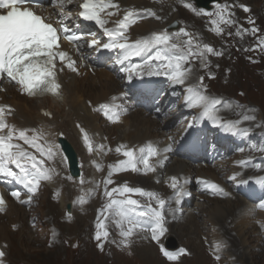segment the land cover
<instances>
[{"label":"snow or ice","instance_id":"6c2138e0","mask_svg":"<svg viewBox=\"0 0 264 264\" xmlns=\"http://www.w3.org/2000/svg\"><path fill=\"white\" fill-rule=\"evenodd\" d=\"M32 0H0V79L6 75L11 81L19 85L22 91L26 92L29 96H36L39 94H44L45 92L56 94L59 89V84L56 81L57 72V62L61 64L60 70H63V64L65 60H68L67 67L76 71L75 61L71 60L68 53L60 49L61 38L68 41L69 43L76 44L77 51L81 47L82 37L76 33L71 32L67 24L63 22V18L70 16V11L66 10V5H71L73 0H50V3L54 5L57 9V16L59 22L54 26V24L46 20L41 15L37 14L31 7ZM27 5V6H25ZM191 7V5H187ZM118 5L112 3V0H82L79 4L81 11L79 15L90 21H95L101 27L104 26V20L101 19V14L111 16L113 13L109 9L117 8ZM224 11H227L229 5L221 6ZM240 7L245 12H249L250 9L241 4ZM202 11V10H201ZM210 15L209 13H205ZM218 19L213 21L217 25L216 31L222 32L223 29L219 28V23L223 22L228 26H232L236 23L232 19L233 13L228 11L227 18L221 13L216 14ZM131 14L125 15L123 20L117 21L119 25V39L124 42H118L116 34L105 29L110 40L106 43H101L97 39H92L90 41H84L87 43L88 47H93L96 49H114L118 48L122 52L127 53L131 56H140L142 53H151L153 48L158 50L154 55H148L147 59L142 64H132L130 67H125L123 71L129 72L130 77L132 73H147L149 75L152 72L153 61L159 62L163 66L164 74L171 76L173 82L178 85H184L185 82L191 76L190 67H184L188 64L191 59L203 57L204 52L214 53L215 55H222L221 52H216L212 47L205 44L203 50L193 51L192 44L193 40L189 37L187 44L188 50L185 52L184 49L178 43H170L171 35L167 31L153 34L150 39L138 40L135 43L127 42V36L124 34V30L127 27V21L129 20ZM160 19V17H156ZM248 23L252 24L253 27L249 29H243L242 27L237 30V35H241L243 32L250 31L251 34L256 35L260 30L256 28L255 21L249 19ZM180 32L185 36L189 34L184 30L180 29ZM63 34V36H62ZM228 35H232L231 32ZM264 43V42H262ZM197 48L199 46L197 45ZM251 49H245V51H250ZM128 55L124 58L128 59ZM118 63H123V61H117ZM157 75L160 71L157 70ZM204 77H200L199 81L202 85ZM188 92L191 93V97L188 101L191 107H202L203 115L210 117L215 111V106L221 104L220 100H209L208 97L200 91L199 88H194L189 86ZM102 109L107 110V105H102ZM6 112L11 114L10 106L0 105V174L12 177L15 181L20 184H24L28 188V192L34 194L40 181L42 179H50V175L45 171L43 165L44 160L41 159L37 161L32 158L31 168L34 172H30L26 167L22 166V159L26 153H18L13 151L14 148H18V145L12 143L14 132L16 131L14 126H10L6 122ZM45 115H50L45 113ZM111 118V117H110ZM246 119H248L246 117ZM254 119V118H252ZM115 120H119V116L115 117ZM192 125L189 124V127ZM8 129L7 133L4 134V130ZM84 132L83 129H81ZM19 139H23L27 143V137L24 135L23 130L19 132ZM85 142L88 145V150L93 151V146L89 141L87 133H84ZM120 151L119 148L116 150ZM44 153L41 152V156ZM55 153L52 148H48L47 156L48 158L54 157ZM158 155V150L153 145L149 144L147 147H141L138 151L132 148H128L123 152V156L126 160L120 161V165L123 170H131L133 172L140 171L139 165L147 171L154 172L156 168L150 163V158L156 157ZM14 164L20 169L21 174H17L11 168L7 167V164ZM244 163V162H241ZM171 187L176 190L177 196L181 194L178 188V178L171 177ZM106 181L105 183H109ZM83 183V181H81ZM212 188L216 189L219 193L227 195L224 190L216 184L211 185ZM120 192L121 195L124 193H139L144 195V191L140 188H131L124 186L122 189L113 188L111 191L105 190V195L112 197L113 193ZM147 195L152 196V193H147ZM11 196L17 199L20 203H29L32 200V195L28 196V200L21 199V192L15 190L11 192ZM177 199V203H179ZM165 201L163 199L159 200L160 208H163ZM117 208V215L126 219L130 227L121 228V235L124 238L123 242L125 246L130 244V238L133 235L134 229H142L143 231L151 232V239L159 242V236L162 235L166 229L164 227V216L158 209L151 208L148 205V210H139L138 202L134 199L117 200L111 199L110 203L107 205V209ZM5 200L2 195H0V212L4 211ZM139 210V216L145 217L147 219V227L144 223L136 219L135 213ZM98 231L96 232L95 239L98 242V247L103 250V240H106L109 236V232L106 226L101 222L98 224ZM163 254L169 260H176L179 255L184 253V249H180L178 253H171L161 248ZM5 256L4 251H0V264H3V257ZM216 259L219 260L220 257L217 255Z\"/></svg>","mask_w":264,"mask_h":264},{"label":"bare ground","instance_id":"6f19581e","mask_svg":"<svg viewBox=\"0 0 264 264\" xmlns=\"http://www.w3.org/2000/svg\"><path fill=\"white\" fill-rule=\"evenodd\" d=\"M122 3L123 6H129L132 4L146 6L147 4L143 0H118ZM200 1V0H193ZM204 1V0H201ZM226 1V0H224ZM228 2H232V0H227ZM241 1V0H240ZM248 2V1H247ZM253 2V1H252ZM249 4V3H248ZM253 5V4H252ZM263 9L262 13L264 14V0H263ZM162 11L160 15L162 19L167 18L165 22L154 23L152 21H147L143 23L140 27L135 29L136 32H142V30L146 29H162L172 22L176 21L177 25H179V17H182L185 20V17L189 18L188 14L183 10H174L172 6L165 5L158 8ZM254 11V10H253ZM191 23L192 21L190 19ZM193 26H197V23L192 24ZM204 37H207L205 33H202ZM242 62V61H241ZM84 79H76L71 77L69 81H67L63 86V94H64V102L54 103L51 100H43L41 103H37V101L33 102L32 100H28L24 97H19L14 95L10 89L7 88L8 95H11V101H7L11 103L16 109L15 115L13 117V121L19 126H34L35 124L44 123L49 125L51 128H48L49 133L47 136L43 137V145L45 147L50 148L49 145L50 139L54 136L52 135L53 131H61L67 134V140L70 143L71 147L75 152H80L79 147L81 148V140L84 138L82 135L81 140V129L84 128L87 132V136L89 140H92L91 132L105 133L110 137L111 133L116 135L118 140L127 141L130 144H134L136 142H142L146 139H150L158 135V130H161L162 127L150 117H146L142 112H136L126 118L124 120V124L122 126H115L112 128L102 127L100 125L101 120L98 116L93 114L90 109L88 101L92 104H96L97 102L102 101L107 96L111 94H115L118 92L119 84L111 79L109 75L105 72L96 73V77H91L87 75ZM46 106V107H45ZM48 108L53 110V117L49 121L45 119L40 114V108ZM67 108V109H66ZM75 124H78L79 127H75ZM82 154V153H81ZM93 155H88L87 163L92 162ZM84 161V160H82ZM48 165L52 168V178L48 181L47 186L51 189L57 191L59 196L57 199L51 197L52 203H50V198L47 202L48 208V217L51 222L50 226H54L57 222L58 211H57V202L60 203L61 208L64 210L65 204L80 194V187L73 180L65 179L66 173L63 168V165L60 159L55 154L54 157L49 158ZM82 163H80V169L82 177H88L91 173L90 169L83 168ZM104 166L105 164L101 163L100 170L97 169V173L100 177H104ZM169 174L174 172L183 173L185 175H200V174H209L214 173L215 169L212 170L210 168H192L189 165L185 164L182 161L174 160V163L167 169ZM83 179V178H82ZM146 180L149 181V178ZM145 183V182H144ZM211 200H207L209 203ZM215 201V200H212ZM226 206L219 207L216 206L210 209V212H203V209L207 210V207L203 205H197L196 212L205 213L207 217L204 219V223L210 226L209 230L211 233L215 232L217 235L214 239H216L217 244L223 243L225 238L230 236V233L235 234L234 238L240 241L241 243L246 242L248 239L244 238V230L246 227H252L253 232L256 234H260L259 229L257 227H253L251 224L253 222V218L250 216L249 208L245 205L241 200H237L235 202L225 203ZM8 210L6 211L4 216H8L7 224L0 225V245L1 243H5L7 245V250H11L13 240L18 241L20 244L24 240L23 237H27L31 234V229L27 225H23L22 218L26 213L25 210L22 211L19 207H11L12 202L9 204ZM242 206V207H241ZM239 207H241L239 209ZM18 208V209H17ZM198 208L200 210H198ZM92 206L80 207V209L73 206L71 211V216L65 218L66 223L62 225V229L56 227L53 232L62 233L63 235H72L73 237H77L83 232L82 227L84 226L82 223L88 218L89 214L92 212ZM80 214V215H79ZM27 215V213H26ZM201 217V216H200ZM259 217L263 218L264 215L259 214ZM196 219V215L188 214L185 216L179 223L172 224L169 228L170 233L169 236H172V230H178L180 235L194 236L196 234V230L199 228V233H201L202 226L195 225L194 220ZM16 226L19 232V237L14 238V233H12V229H9V226ZM54 234V235H57ZM178 234V233H177ZM173 237V236H172ZM175 239L177 237L174 236ZM198 241V240H197ZM197 241L191 243V247L189 250H193L195 252V257L202 253L201 248L199 247L200 242ZM248 242V241H247ZM249 243V242H248ZM199 249V250H198ZM6 250V252H7ZM153 246H140L132 248L131 252H133V256L128 260H122L120 254H116L114 264H152L153 261L157 258V253ZM199 252V253H198ZM95 253V252H94ZM96 254V253H95ZM101 257V261L99 264H103V256ZM71 257V256H70ZM129 257V256H128ZM156 257V258H155ZM194 257V259H195ZM88 257L80 258V261H85ZM67 259V258H66ZM107 260V259H106ZM202 260H204L202 258ZM68 261V260H67ZM157 261V260H156ZM108 262V261H107ZM64 264V263H63Z\"/></svg>","mask_w":264,"mask_h":264},{"label":"rangeland","instance_id":"374dc122","mask_svg":"<svg viewBox=\"0 0 264 264\" xmlns=\"http://www.w3.org/2000/svg\"><path fill=\"white\" fill-rule=\"evenodd\" d=\"M240 2H244L246 4L249 3L248 5L252 8V13L257 19V23H260L261 31L264 35V18H262L261 15V9H263V0H241ZM185 19H187V17H185ZM179 20H183V18L179 17L177 21ZM259 64L261 65L248 67L241 59L234 61L232 58H222L216 62V66L214 67V71L217 73V79L215 82L211 83V87L213 93L217 95L233 97L235 100L243 101L247 106L259 113L258 116L264 120V75L260 74L261 70L264 68V57L261 58V62ZM8 100L11 101V99ZM101 124L102 123H100V125ZM143 181L148 182L146 179ZM45 195H42L39 202L40 205L36 211V214L39 217L38 228L35 231L31 230V234H29L27 237H23L24 240L21 244L18 241L16 242V240H13L14 244H12L11 250H7L6 252L7 258L5 259V262L7 264H99L101 257L96 256L94 249L86 241L87 236L89 235L88 222L93 218V211L89 214L85 222L82 223L84 225L82 227L84 233L77 235V237H73L72 235H63L62 233L57 234L56 232L58 231L53 232L52 230L59 226L62 229V225L66 223V208L63 210L60 203L56 201L58 211V217L56 219L57 222L54 226H50L51 222L48 220L49 217L47 216L49 212L47 208L49 196ZM55 199L57 198L55 197ZM228 202L231 201L211 200L209 203L203 202L201 205L204 204L207 207V210L203 209V212L206 213L210 212V209L216 206H221L224 208V206H226L225 203ZM14 205L12 203L11 207H19L22 209V211L24 210L22 206ZM67 205H69V201L65 204V207ZM198 210L200 209L198 208ZM205 213H196V219L194 220L195 225L205 224L204 219L207 217V214ZM7 218L8 216H0V225L7 224ZM102 219L105 220V226L107 227V223H109V216L104 215ZM25 220H27L26 213L22 218L24 223L23 225L27 224ZM251 225L256 227L254 222H252ZM12 228H16V226H9V229ZM200 228L202 229L201 233H199L198 228L194 236H187L185 234L180 235L178 230H172L171 233L173 234L171 235L173 237L169 236L167 240L169 244H174L173 238L175 236L177 239H174L179 242V246L186 247L189 250L191 243L198 240L197 243L200 242L199 247L202 251V253L195 257V252L192 249L189 250L192 253L191 257H182L178 261L179 264H264V248L261 247V243L263 241L261 236H263L264 233L260 232V234H256L253 232L252 227H246L243 234L244 238L248 239L247 241L249 243L247 241L241 243L235 239V234L233 232L230 233L231 237L228 236L225 238L223 243L217 244L216 239H214L217 234L215 232H210V226L208 224H205V226ZM110 232L111 234L113 233L111 230ZM12 233L14 232L12 231ZM14 235V238L16 236H21V234L19 235V232H15ZM205 237H207L208 240L213 243L215 249L222 253V260L220 263L211 262V260L214 258V254H205L202 243ZM74 240L79 241L78 247L74 246ZM219 245L225 246L220 248ZM116 254L117 253H112V257L107 256L106 258L103 256V264H114V258ZM120 255L122 260H128L132 257H126L123 254ZM86 256L88 258L81 262L80 258ZM156 257L152 264H167L161 259V257H158V255ZM202 258L204 260H202Z\"/></svg>","mask_w":264,"mask_h":264},{"label":"water","instance_id":"95a60500","mask_svg":"<svg viewBox=\"0 0 264 264\" xmlns=\"http://www.w3.org/2000/svg\"><path fill=\"white\" fill-rule=\"evenodd\" d=\"M210 1H212V0H208V2H210ZM72 165L74 166V162H72ZM73 166H72V168H73Z\"/></svg>","mask_w":264,"mask_h":264}]
</instances>
